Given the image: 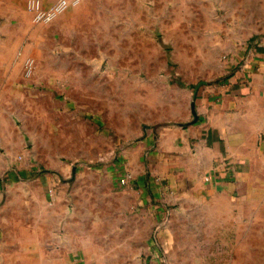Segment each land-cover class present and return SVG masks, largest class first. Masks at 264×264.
Segmentation results:
<instances>
[{
  "label": "crops",
  "instance_id": "crops-1",
  "mask_svg": "<svg viewBox=\"0 0 264 264\" xmlns=\"http://www.w3.org/2000/svg\"><path fill=\"white\" fill-rule=\"evenodd\" d=\"M207 1V24L195 14L179 21L177 38L193 59L161 83L168 95L132 96V112L145 110L132 116L137 138L123 148L124 164L144 188L178 203L157 210L154 242L153 221L133 223L128 207L108 210L128 217L108 225V235L94 233L100 214L79 204L114 188L107 168L94 184L72 177L69 196L60 192L70 166L56 156L46 164L25 122L35 102L13 40L24 38L28 11L24 0H0V264H264V0ZM201 80L197 119L182 126L193 119Z\"/></svg>",
  "mask_w": 264,
  "mask_h": 264
},
{
  "label": "rangeland",
  "instance_id": "rangeland-1",
  "mask_svg": "<svg viewBox=\"0 0 264 264\" xmlns=\"http://www.w3.org/2000/svg\"><path fill=\"white\" fill-rule=\"evenodd\" d=\"M27 1L24 38L13 44L19 43L16 61L20 79L26 82L24 93L35 102L25 122L38 133L37 151L46 164L55 156L69 164L60 189L67 196L74 177L94 184L102 168L109 171L103 175L115 177L112 190L103 187L100 196L79 204L100 214L95 234L108 235V225L128 218L108 216V210L128 207L133 223L153 221L151 239L157 242L161 223L157 210L170 211L178 203L163 200L154 188H144L124 164L123 148L137 138L132 139V116L145 110L142 103L132 112V96L156 101L168 95L161 83L176 80L172 74L193 59L187 54L192 47L177 38L182 35L180 19L195 14L207 24L213 9L207 0H66L63 10L43 21L34 19ZM59 1L40 0L44 9ZM39 166L40 172H51ZM168 192L162 190L161 195ZM167 218L172 224L179 222L176 215ZM111 234L108 239H115L117 233ZM175 236L176 231L168 235Z\"/></svg>",
  "mask_w": 264,
  "mask_h": 264
},
{
  "label": "built area",
  "instance_id": "built-area-1",
  "mask_svg": "<svg viewBox=\"0 0 264 264\" xmlns=\"http://www.w3.org/2000/svg\"><path fill=\"white\" fill-rule=\"evenodd\" d=\"M28 8L33 12L34 19L35 20H50L54 15L63 10L67 6L66 0H61L58 3H56L53 7H50L49 9H44L41 5L40 0H28L27 1ZM29 64H32L31 60H28ZM208 179V177H206ZM125 179H121V182L123 183Z\"/></svg>",
  "mask_w": 264,
  "mask_h": 264
},
{
  "label": "water",
  "instance_id": "water-1",
  "mask_svg": "<svg viewBox=\"0 0 264 264\" xmlns=\"http://www.w3.org/2000/svg\"><path fill=\"white\" fill-rule=\"evenodd\" d=\"M204 83H205L204 80L199 81L197 83V85L195 86L193 93H192V98H191V102H190V109H191V113L193 114V119L190 121H187V122L180 123V125H182V126L188 125L197 119V113H196V109H195V98H196L197 91H198L199 87L201 85H203Z\"/></svg>",
  "mask_w": 264,
  "mask_h": 264
}]
</instances>
